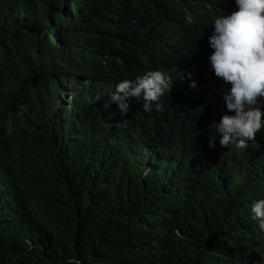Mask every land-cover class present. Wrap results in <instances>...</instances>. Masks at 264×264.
Returning a JSON list of instances; mask_svg holds the SVG:
<instances>
[{"label": "trees", "instance_id": "obj_1", "mask_svg": "<svg viewBox=\"0 0 264 264\" xmlns=\"http://www.w3.org/2000/svg\"><path fill=\"white\" fill-rule=\"evenodd\" d=\"M234 10L0 0V264H264V128L225 148L212 127L208 39ZM149 70L173 81L162 110L121 113L116 85Z\"/></svg>", "mask_w": 264, "mask_h": 264}, {"label": "clouds", "instance_id": "obj_2", "mask_svg": "<svg viewBox=\"0 0 264 264\" xmlns=\"http://www.w3.org/2000/svg\"><path fill=\"white\" fill-rule=\"evenodd\" d=\"M235 10L219 15L208 39L212 49L209 70L227 85L223 93L225 111L213 128L219 143L227 148H246L255 142L264 128V0H234ZM171 78L163 71L149 70L135 79H124L116 85L113 102L126 114L129 99L140 103L144 112L162 110L161 97L170 92ZM195 87V82L191 84ZM215 147V140H209ZM258 230L264 233V199L250 205ZM61 264H82L76 257Z\"/></svg>", "mask_w": 264, "mask_h": 264}, {"label": "rangeland", "instance_id": "obj_3", "mask_svg": "<svg viewBox=\"0 0 264 264\" xmlns=\"http://www.w3.org/2000/svg\"><path fill=\"white\" fill-rule=\"evenodd\" d=\"M62 99H63V97H62ZM64 100V99H63Z\"/></svg>", "mask_w": 264, "mask_h": 264}]
</instances>
